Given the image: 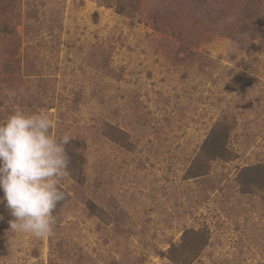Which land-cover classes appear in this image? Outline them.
Wrapping results in <instances>:
<instances>
[{
    "label": "rangeland",
    "instance_id": "obj_1",
    "mask_svg": "<svg viewBox=\"0 0 264 264\" xmlns=\"http://www.w3.org/2000/svg\"><path fill=\"white\" fill-rule=\"evenodd\" d=\"M16 111L47 114L70 161L54 235L0 204V264H177L181 244L264 264V190L237 178L264 162V0H0V124ZM221 132L231 159L192 176Z\"/></svg>",
    "mask_w": 264,
    "mask_h": 264
},
{
    "label": "clouds",
    "instance_id": "obj_2",
    "mask_svg": "<svg viewBox=\"0 0 264 264\" xmlns=\"http://www.w3.org/2000/svg\"><path fill=\"white\" fill-rule=\"evenodd\" d=\"M8 96L13 99L15 92ZM52 128L47 114L23 111L0 124V191L4 193L0 204L14 217L8 222L11 231L37 239L54 235L53 213L66 198L58 181L68 173L66 145L71 137L56 139Z\"/></svg>",
    "mask_w": 264,
    "mask_h": 264
},
{
    "label": "trees",
    "instance_id": "obj_3",
    "mask_svg": "<svg viewBox=\"0 0 264 264\" xmlns=\"http://www.w3.org/2000/svg\"><path fill=\"white\" fill-rule=\"evenodd\" d=\"M217 130L218 128L213 130L212 133H216ZM213 134H211V136L206 139L200 157L193 160L192 165L189 169V172L190 174H192V176L203 174V172L205 173V161L203 162V160H201L203 157L213 160L216 158H224L226 154L229 153L230 158V154L232 151L225 143L227 138L226 133L221 132L220 139L216 140L215 142L214 137L212 136ZM237 178L239 180L241 189L244 192H249L251 189L264 190V162H257L242 167L240 169V172L238 173ZM188 232L191 231L185 232V235H183V237L190 240ZM185 245L186 244H183V246L182 244L180 245V249L182 250L178 248L179 246L176 248H171L169 250L171 254V260L175 261L177 264H188V262L192 258L191 255H189L190 251L183 249Z\"/></svg>",
    "mask_w": 264,
    "mask_h": 264
}]
</instances>
